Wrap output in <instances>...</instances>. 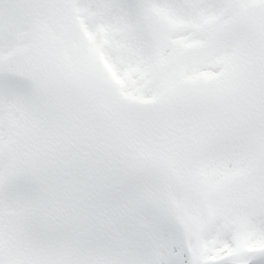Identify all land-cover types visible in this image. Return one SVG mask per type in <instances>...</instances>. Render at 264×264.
Listing matches in <instances>:
<instances>
[{
	"label": "snow or ice",
	"instance_id": "snow-or-ice-1",
	"mask_svg": "<svg viewBox=\"0 0 264 264\" xmlns=\"http://www.w3.org/2000/svg\"><path fill=\"white\" fill-rule=\"evenodd\" d=\"M0 264H264V0H0Z\"/></svg>",
	"mask_w": 264,
	"mask_h": 264
}]
</instances>
